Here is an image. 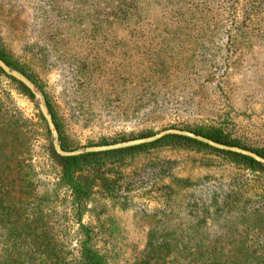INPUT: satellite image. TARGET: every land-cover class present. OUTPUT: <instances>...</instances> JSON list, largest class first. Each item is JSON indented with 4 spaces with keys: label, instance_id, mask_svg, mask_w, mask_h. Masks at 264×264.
<instances>
[{
    "label": "rangeland",
    "instance_id": "rangeland-1",
    "mask_svg": "<svg viewBox=\"0 0 264 264\" xmlns=\"http://www.w3.org/2000/svg\"><path fill=\"white\" fill-rule=\"evenodd\" d=\"M108 1L100 4L105 19L98 17V0H0V39L45 84L72 148L131 139L147 129L155 134L199 125L220 127L248 146L264 147V0ZM117 3L130 5V15H119ZM39 113L35 97L0 76V126L15 123L11 140L2 146L20 151L29 165V208L21 212L43 217L46 238L55 239L67 257L78 254L84 224L93 229L95 247L109 264H150L147 249L156 253L158 264H170L182 244L226 252L241 248V263L264 264V173L229 166L223 172L217 165L226 162L218 157L159 149L133 162L146 166L148 174L129 194L127 211L113 202L100 207L97 193L91 210L78 220ZM2 131L5 140L8 133ZM157 171L206 173L204 180L211 175L204 190L225 196L230 210L197 216L180 200L165 207L159 195L166 178ZM241 173L247 181L232 184V176ZM168 232L172 235L162 239ZM30 235L14 249L16 257L43 263L46 251L40 253Z\"/></svg>",
    "mask_w": 264,
    "mask_h": 264
},
{
    "label": "trees",
    "instance_id": "trees-1",
    "mask_svg": "<svg viewBox=\"0 0 264 264\" xmlns=\"http://www.w3.org/2000/svg\"><path fill=\"white\" fill-rule=\"evenodd\" d=\"M108 2L111 3L112 0ZM101 3L102 0H98V17L101 15L106 19V17L102 15L103 8H100ZM115 4L113 7L114 10ZM117 4V13L119 15H122V13L130 15V5ZM112 12L111 10L106 14H111ZM131 13H133V9ZM0 58L8 66L25 74L44 93L46 105L58 132L61 148L64 150H74L75 148H72L66 140L64 123L45 84L41 83L33 73L28 71L25 65L7 49L1 39ZM2 75L16 82L19 88H21L28 97L31 99L34 98L33 93L25 84L7 75L0 67V76ZM39 117L45 121L41 113H39ZM14 125L15 123L8 124V129H6V124L4 123L0 126L2 134L4 132L2 130H5L4 135L8 133L7 139H0V225L9 224L7 232H0V264H26L24 261H21L20 258L16 257L14 249L23 247L22 243L27 244L30 234H32L30 235V241L36 244L38 243L41 246L40 253H44L42 248L46 251V258H42L41 260L43 263L40 264H109L106 253L102 252L99 247H95L93 241L95 234L93 229L89 226L80 224L79 231L82 232L83 238L80 241L78 254L73 257H67L62 247L57 245L55 239L51 241L49 239L51 238L50 235L46 238L43 217H31L29 212H21V208L24 206L29 208L26 204L29 201L28 188L30 180L28 179L26 171L29 165L24 163L23 154L20 155V151L19 153H15L13 150L14 148L5 150L2 146L4 142L7 143L11 140L10 135L13 134L9 135V133L10 131L14 132ZM180 129L192 131L218 143L239 146L251 150L264 158V147L248 146L239 138L230 135L220 127L214 125H199L184 126L180 127ZM18 133L22 134L24 132L17 131V135ZM153 134L154 132H152V130L147 129V131L140 133L138 136H132L131 139L147 137ZM23 136L24 145H26V133ZM119 141H124V139L113 140L111 142L104 139L102 142L89 144V146L104 145ZM159 149L185 151L192 154L218 157L226 162L223 167L217 165L223 172L226 170L230 171L231 168L235 169V167H237L238 169H247L251 172L260 171L264 173V164L248 155L219 149L197 139L178 134H166L148 143L111 150L82 152L75 155H60L55 151L53 144L50 143L49 151L51 157L59 166L60 181L70 190L74 215L80 220L84 211L87 212L91 210L94 195L97 193L98 205L100 207L104 208L107 203L113 202L118 204L120 209L127 211L130 202L129 194L131 191H135L138 184L143 183L148 174V172H145L146 166H140L133 162L137 156L147 155ZM13 160L17 161L13 164ZM227 166H229L230 169H225ZM156 173L157 176L162 174L166 178L160 181L162 184L160 190L162 192L159 195V199L165 207L171 206V202L173 201L180 200L183 207L188 206V208L194 210L197 216L201 213H223L231 208L232 202L227 201L225 196L220 198L216 191H212L211 188L209 191L204 190L205 184L211 181V175L209 174V179L204 180L206 173L202 177H187L176 173L165 175L161 171H157ZM237 179H244L247 181L243 173H241L239 177L235 174L231 179L232 184L233 180H235L236 183ZM4 210L6 212H4ZM199 221L201 222L202 218L199 219ZM33 224L35 228L31 229L30 226ZM183 234H185V232H183ZM171 235L172 232L163 234L162 239H167ZM189 246L190 245L182 244L176 247L175 254L177 255L170 259V264H243L238 258L241 248L231 249V251H228V254L225 249H218L216 247L209 248L207 246L206 249L200 250L197 248L199 246L195 248L193 245L194 249ZM247 249L256 253V251L250 248ZM232 251L233 253H231ZM146 254L150 255L152 258L151 262L146 263L158 264L156 253L151 254V250L147 249L145 251V255Z\"/></svg>",
    "mask_w": 264,
    "mask_h": 264
},
{
    "label": "water",
    "instance_id": "water-1",
    "mask_svg": "<svg viewBox=\"0 0 264 264\" xmlns=\"http://www.w3.org/2000/svg\"><path fill=\"white\" fill-rule=\"evenodd\" d=\"M0 67L3 69V71L6 74L15 77L17 80H19L20 82L25 84L31 90L35 99L38 101L39 109H40L42 115L44 116V118L47 122L48 128L51 132L53 147H54L55 151L60 155H75V154H79L82 152L103 151V150L123 148V147H127V146L141 144V143H148V142L154 141V140H156V139H158V138H160L166 134H178V135H184V136H188V137L197 139L199 141H202L204 143H207V144H209L213 147L219 148V149L239 152L241 154L248 155V156L254 158L255 160L261 162L262 164H264V158L262 156L258 155L257 153L251 151V150H248V149H245V148H242L239 146H230V145L218 143L216 141H213L212 139H209L207 137H204V136L199 135L197 133H194L192 131H188V130L180 129V128H166V129H163V130H161V131H159L153 135L147 136V137L129 139V140H124V141H119V142L104 144V145H90V146H86V147L74 149V150H64L61 148V145L59 143L58 132L54 126V122H53L51 114H50V112H49V110L45 104L44 98L41 95L40 91L35 86V84L33 82H31L24 74H22L18 70L8 66L1 58H0Z\"/></svg>",
    "mask_w": 264,
    "mask_h": 264
}]
</instances>
